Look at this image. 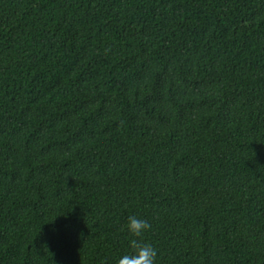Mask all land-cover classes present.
Returning <instances> with one entry per match:
<instances>
[{
	"label": "trees",
	"instance_id": "1",
	"mask_svg": "<svg viewBox=\"0 0 264 264\" xmlns=\"http://www.w3.org/2000/svg\"><path fill=\"white\" fill-rule=\"evenodd\" d=\"M264 264V0H0V264Z\"/></svg>",
	"mask_w": 264,
	"mask_h": 264
},
{
	"label": "clouds",
	"instance_id": "2",
	"mask_svg": "<svg viewBox=\"0 0 264 264\" xmlns=\"http://www.w3.org/2000/svg\"><path fill=\"white\" fill-rule=\"evenodd\" d=\"M126 227L130 235L135 238L129 241L131 253L122 256L118 264H155L157 250L150 243H144L139 239L150 230L151 225L146 220L130 216Z\"/></svg>",
	"mask_w": 264,
	"mask_h": 264
}]
</instances>
